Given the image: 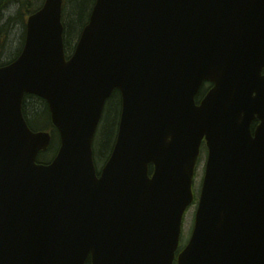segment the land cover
<instances>
[{
  "label": "water",
  "instance_id": "95a60500",
  "mask_svg": "<svg viewBox=\"0 0 264 264\" xmlns=\"http://www.w3.org/2000/svg\"><path fill=\"white\" fill-rule=\"evenodd\" d=\"M61 12L44 0L0 67V264H264V0H95L68 59ZM114 90L118 129L97 176L92 143ZM25 94L46 102L59 136L48 164Z\"/></svg>",
  "mask_w": 264,
  "mask_h": 264
},
{
  "label": "trees",
  "instance_id": "16d2710c",
  "mask_svg": "<svg viewBox=\"0 0 264 264\" xmlns=\"http://www.w3.org/2000/svg\"><path fill=\"white\" fill-rule=\"evenodd\" d=\"M43 0H0V18H4L0 26V66L13 61L21 52L24 42L25 20L28 15L36 11ZM95 0H63L62 22L64 26L63 43L65 54L68 57L76 44L82 28L87 23L89 13ZM8 12V16H3ZM11 28H18L20 32L18 44L15 49L5 45L4 34ZM206 89H200L197 100ZM121 100L117 90H114L107 99L103 115L93 141V159L97 168H100L108 159L116 137L117 125L120 116ZM22 114L32 131H47L51 134L48 150L38 156V163H47L56 153L59 139L52 126L46 103L34 96L25 95L22 100ZM257 122H253L252 127ZM151 167H149V173ZM89 264V260L85 263Z\"/></svg>",
  "mask_w": 264,
  "mask_h": 264
},
{
  "label": "rangeland",
  "instance_id": "374dc122",
  "mask_svg": "<svg viewBox=\"0 0 264 264\" xmlns=\"http://www.w3.org/2000/svg\"><path fill=\"white\" fill-rule=\"evenodd\" d=\"M8 12H5L3 16H8ZM4 18H0V26L4 23ZM19 36L20 32L18 31V28H11L7 30L6 34H4V41L5 45L8 44V46H12L13 49L16 48L17 44L19 43ZM205 159H206V152L204 150H201V155L199 157L198 165L195 169V174L193 178V190L195 194L196 201L194 204H192L191 207L186 211L183 219V225H182V231H181V237H180V244L184 245L191 234L193 222H194V213L197 205V198L199 193V187L201 185L202 177H203V171H204V165H205Z\"/></svg>",
  "mask_w": 264,
  "mask_h": 264
},
{
  "label": "flooded vegetation",
  "instance_id": "af4514ba",
  "mask_svg": "<svg viewBox=\"0 0 264 264\" xmlns=\"http://www.w3.org/2000/svg\"><path fill=\"white\" fill-rule=\"evenodd\" d=\"M204 87V89H206V87L205 86H202V88Z\"/></svg>",
  "mask_w": 264,
  "mask_h": 264
}]
</instances>
